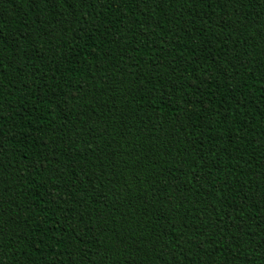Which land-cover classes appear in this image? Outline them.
Wrapping results in <instances>:
<instances>
[{
    "label": "trees",
    "instance_id": "16d2710c",
    "mask_svg": "<svg viewBox=\"0 0 264 264\" xmlns=\"http://www.w3.org/2000/svg\"><path fill=\"white\" fill-rule=\"evenodd\" d=\"M0 264H264V0H0Z\"/></svg>",
    "mask_w": 264,
    "mask_h": 264
}]
</instances>
